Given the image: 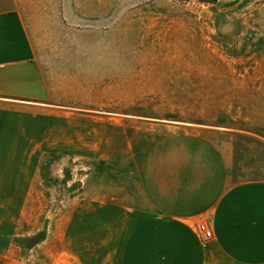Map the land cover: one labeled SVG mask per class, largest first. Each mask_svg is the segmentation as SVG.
<instances>
[{
    "label": "rangeland",
    "instance_id": "obj_1",
    "mask_svg": "<svg viewBox=\"0 0 264 264\" xmlns=\"http://www.w3.org/2000/svg\"><path fill=\"white\" fill-rule=\"evenodd\" d=\"M65 8H77V112L97 116L111 143L100 160L120 170L122 158L232 142L236 174L264 179V0H66ZM77 152L43 156L51 164L37 175L39 195L17 199L7 250L18 264H77V222L104 219L77 208L96 164ZM101 162L96 176H105Z\"/></svg>",
    "mask_w": 264,
    "mask_h": 264
},
{
    "label": "crops",
    "instance_id": "obj_2",
    "mask_svg": "<svg viewBox=\"0 0 264 264\" xmlns=\"http://www.w3.org/2000/svg\"><path fill=\"white\" fill-rule=\"evenodd\" d=\"M65 5L0 0V264H18L8 236L17 199L39 195L43 156L77 151L96 163L77 208L105 215L77 222V264H264V179L236 174L232 142L122 158L120 170L100 160L111 143L77 112V8Z\"/></svg>",
    "mask_w": 264,
    "mask_h": 264
},
{
    "label": "built area",
    "instance_id": "obj_3",
    "mask_svg": "<svg viewBox=\"0 0 264 264\" xmlns=\"http://www.w3.org/2000/svg\"><path fill=\"white\" fill-rule=\"evenodd\" d=\"M203 236L205 239H209L210 237H212V232L210 230H206Z\"/></svg>",
    "mask_w": 264,
    "mask_h": 264
},
{
    "label": "trees",
    "instance_id": "obj_4",
    "mask_svg": "<svg viewBox=\"0 0 264 264\" xmlns=\"http://www.w3.org/2000/svg\"><path fill=\"white\" fill-rule=\"evenodd\" d=\"M201 2H205V3H215L217 2V0H200Z\"/></svg>",
    "mask_w": 264,
    "mask_h": 264
}]
</instances>
